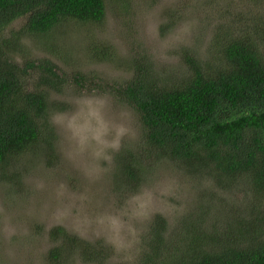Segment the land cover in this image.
Listing matches in <instances>:
<instances>
[{
    "label": "rangeland",
    "instance_id": "rangeland-1",
    "mask_svg": "<svg viewBox=\"0 0 264 264\" xmlns=\"http://www.w3.org/2000/svg\"><path fill=\"white\" fill-rule=\"evenodd\" d=\"M105 2L101 26L63 24L26 42L32 58L51 59L70 82L51 95L65 105L51 114L57 158L45 163L43 152L27 153L0 175V264H52L55 228L108 249L106 264H142L156 217L166 219L167 235L178 241L193 226L222 238L248 211L253 196L244 180L230 188L208 176L198 180L172 161L146 157L139 117L115 96V88L132 79L134 61L162 80L184 73L187 54L208 68L223 44L213 38L218 28L228 29L227 17L246 19L240 12L245 9L261 23L264 0ZM94 45L99 54L108 50L106 57L96 58ZM74 77L84 78L82 87ZM128 155L142 166L137 185L122 182ZM60 264L83 262L73 253Z\"/></svg>",
    "mask_w": 264,
    "mask_h": 264
},
{
    "label": "trees",
    "instance_id": "trees-1",
    "mask_svg": "<svg viewBox=\"0 0 264 264\" xmlns=\"http://www.w3.org/2000/svg\"><path fill=\"white\" fill-rule=\"evenodd\" d=\"M106 9L105 0H0L1 176L27 153L43 152L45 163L57 158L51 114L65 105L51 95L70 81L51 59L32 58L26 42L63 24L101 26ZM240 12L248 18L230 14L228 29L218 28L213 40L223 44L208 68L187 54L184 73L162 80L147 64L134 61L132 79L115 88V96L139 117L146 157L172 161L198 180L208 176L230 188L242 179L253 196L247 213L234 221L236 229L222 238L193 226L173 242L166 219L156 217L142 264H264V16L259 23L250 17L252 11ZM22 19L19 29H11ZM94 47L96 58L106 57L108 50L99 54ZM73 79L83 86V77ZM127 158L122 182L137 185L142 166L135 164L137 158ZM50 237L57 244L48 254L52 264L73 253L83 264L107 263L109 251L101 245L62 228Z\"/></svg>",
    "mask_w": 264,
    "mask_h": 264
},
{
    "label": "clouds",
    "instance_id": "clouds-1",
    "mask_svg": "<svg viewBox=\"0 0 264 264\" xmlns=\"http://www.w3.org/2000/svg\"><path fill=\"white\" fill-rule=\"evenodd\" d=\"M124 132H125V130H124L123 128L119 129V131H118V133H117V136H118V137L123 136V135H124ZM113 146H114V147H115V146H118V141H117L116 144H114Z\"/></svg>",
    "mask_w": 264,
    "mask_h": 264
}]
</instances>
